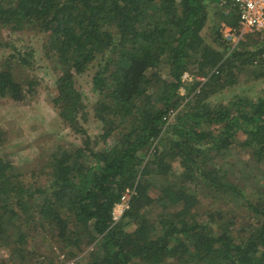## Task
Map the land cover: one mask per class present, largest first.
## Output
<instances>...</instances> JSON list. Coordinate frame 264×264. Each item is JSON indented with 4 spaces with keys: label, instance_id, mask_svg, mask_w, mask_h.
Wrapping results in <instances>:
<instances>
[{
    "label": "trees",
    "instance_id": "obj_1",
    "mask_svg": "<svg viewBox=\"0 0 264 264\" xmlns=\"http://www.w3.org/2000/svg\"><path fill=\"white\" fill-rule=\"evenodd\" d=\"M222 1L0 0V101L36 99V48L13 37L34 30L81 139L29 163L0 123V264H264V39L232 49Z\"/></svg>",
    "mask_w": 264,
    "mask_h": 264
},
{
    "label": "rangeland",
    "instance_id": "obj_2",
    "mask_svg": "<svg viewBox=\"0 0 264 264\" xmlns=\"http://www.w3.org/2000/svg\"><path fill=\"white\" fill-rule=\"evenodd\" d=\"M7 32L0 27V58L10 52L9 47L1 45L8 38ZM13 37L19 44L36 48L35 60L38 64L36 71L38 76L42 77V83L38 88L39 92L35 95L36 99L31 104L18 105L13 102L0 101V123L6 129L8 149L22 152L26 159L25 162L30 163L39 153L45 152L47 155H52L58 152L61 154L67 146L72 149L75 144L81 142V139L69 127L63 125L52 108L51 93L55 91L57 71L45 57L41 35L34 30H26L15 33ZM256 41L257 39L253 38L251 42L255 44ZM93 72V69L89 70L79 77V87L86 94L90 105L95 101L91 82ZM247 88L252 94H256L254 90L256 86L251 84L229 88L215 99L227 100L236 93L243 94V90ZM86 126L92 136L101 132V123L94 118L91 111Z\"/></svg>",
    "mask_w": 264,
    "mask_h": 264
},
{
    "label": "built area",
    "instance_id": "obj_3",
    "mask_svg": "<svg viewBox=\"0 0 264 264\" xmlns=\"http://www.w3.org/2000/svg\"><path fill=\"white\" fill-rule=\"evenodd\" d=\"M221 6L224 7L225 14L233 10L238 16L237 24L228 25L223 31L224 40L232 49L248 36L264 39V0H223ZM135 192L134 189H127L123 194L121 201L114 207V220L121 218ZM59 259L55 264H76L74 260H66L64 254Z\"/></svg>",
    "mask_w": 264,
    "mask_h": 264
}]
</instances>
